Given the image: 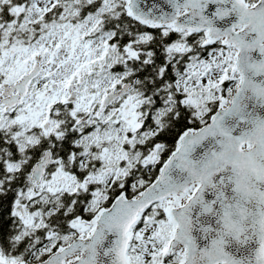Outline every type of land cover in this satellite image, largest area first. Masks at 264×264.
Wrapping results in <instances>:
<instances>
[{
	"label": "snow or ice",
	"instance_id": "obj_1",
	"mask_svg": "<svg viewBox=\"0 0 264 264\" xmlns=\"http://www.w3.org/2000/svg\"><path fill=\"white\" fill-rule=\"evenodd\" d=\"M0 264H264V0H0Z\"/></svg>",
	"mask_w": 264,
	"mask_h": 264
}]
</instances>
